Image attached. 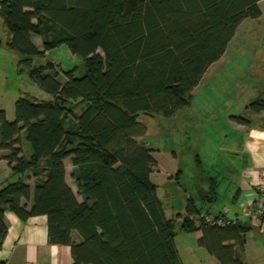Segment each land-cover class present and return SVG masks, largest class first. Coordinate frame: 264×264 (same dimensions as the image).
I'll return each instance as SVG.
<instances>
[{"label": "trees", "instance_id": "obj_1", "mask_svg": "<svg viewBox=\"0 0 264 264\" xmlns=\"http://www.w3.org/2000/svg\"><path fill=\"white\" fill-rule=\"evenodd\" d=\"M259 1L0 0L19 72L28 67L29 77L52 95L49 101L18 97L12 121L0 109V150L6 151L0 160L19 175L0 185V247L9 209L21 219L46 215L48 241L69 246L74 264H180L175 220L164 215L150 179L156 159L133 132L140 114H169L189 104L240 23L261 15ZM60 44L83 63L78 75L76 66L62 71L64 82L52 62L32 64L33 56ZM248 107L264 111V101ZM66 158L81 200L65 181ZM194 186L202 202H214L215 177L195 174ZM253 217L264 222V212ZM179 227L200 230L198 246L219 264H246L241 253L251 223L224 214L207 219L188 196Z\"/></svg>", "mask_w": 264, "mask_h": 264}, {"label": "rangeland", "instance_id": "obj_2", "mask_svg": "<svg viewBox=\"0 0 264 264\" xmlns=\"http://www.w3.org/2000/svg\"><path fill=\"white\" fill-rule=\"evenodd\" d=\"M260 5L262 10H264V1ZM247 19L251 20V22L256 21L253 25L259 31L258 33L256 30L254 31L257 39L254 40L249 31L246 36L245 33H241L242 35L239 37L243 39L239 38V40H233L231 43H228L227 52L222 58L225 61L219 65L215 73L209 76L206 75L208 79L207 89H211L210 95L206 92L207 89L203 90L195 86L191 91V96L194 91L193 107L191 109L185 106H177L169 114L154 112L149 114L142 113L138 116L140 126L134 130L133 137L140 144L149 148L156 159L155 165L152 166L150 179L157 186V196L166 218L176 219L177 213L184 215L188 196L195 197L196 205L204 210L216 209L217 207L223 208L224 205L225 207H232L230 201L231 193L233 192L232 183H234V179L240 174L241 159L240 157L229 155L227 151L220 150L217 146L222 144L219 141V130L227 132L230 136H237V138L240 137V134L233 131V123L231 121V124L222 120H217L210 124H207V121L200 123L199 120L203 116L200 115L201 112H198L197 109L204 107L205 110L209 109L212 112V109H214L212 104L214 103L216 104L214 111L219 118L222 117L221 113L228 111L229 113L245 117L248 116L245 113V109H248L249 112L252 110L250 107H246L242 111H240V108L232 107L239 106L240 104L243 105L245 102L249 105L257 98L264 100V15H260L258 18ZM245 46H248L247 49L251 46H255V48L249 49L246 52L244 51ZM239 47H242L243 51H238ZM17 58L19 59V55L15 57V59ZM48 61L54 64L52 71L56 70L61 74V82L66 80L62 71H67L76 66L78 70L76 74L78 75L83 69L81 57L71 53L66 44H60L57 47L48 49L43 55L32 57L33 65H43ZM228 61L232 62V64L227 63ZM235 62H241L242 67H246V63L251 62L252 66L248 67L247 71H252L253 75L246 77L240 83H235L233 81L235 78L232 76L237 75L232 73L234 68L231 67L234 66ZM18 67L17 65L16 70L20 74H17L13 70L10 80L7 82L4 104L6 106L5 112L8 121L14 119V105L18 97L27 96L43 101L52 99L50 93L44 91L35 80L29 77L27 72L28 67L23 66L22 72H19ZM242 67L238 68L240 72H244V68ZM214 77L216 79L212 80ZM218 81H221V83L218 84ZM73 103L71 107H75V102ZM84 108L85 104H82L76 107L74 112L80 113ZM206 117L208 116L206 115ZM202 124V129H200ZM206 126L207 132L205 133L203 127L206 128ZM204 133L205 139L203 144L200 142V139ZM23 144V154L28 156L30 146L25 140ZM219 153L226 156L225 161H228H226V164H230L234 169H237V172H229L228 177L221 178L222 181L218 188L219 197L215 204L208 207L203 203L201 204L200 199L196 195L194 176L195 174L206 173L217 177L219 172H223L221 165L218 163L220 159ZM18 178L19 175H11L8 179H4V174L0 171L1 186L14 182ZM218 178H220V175ZM178 228L179 221L176 222V229ZM253 235L255 234L250 235L251 238L248 240L246 249L241 253L242 258L246 257L249 264H264L262 263L264 262V237H255ZM191 239V233L178 231L175 237V244L179 248L180 257H184V251H186L187 247L184 244H190L189 241Z\"/></svg>", "mask_w": 264, "mask_h": 264}, {"label": "crops", "instance_id": "obj_3", "mask_svg": "<svg viewBox=\"0 0 264 264\" xmlns=\"http://www.w3.org/2000/svg\"><path fill=\"white\" fill-rule=\"evenodd\" d=\"M262 1L264 0H260L258 2V6L261 10V16L264 15V10H262L260 5ZM247 20L248 19L243 20L240 23L231 41L237 39L239 40V38L243 39L242 37H239L240 35H242L241 33H245L246 36L249 31L251 32L253 39H257V35L254 34V31L256 30L257 33L259 31L257 30L256 26L253 25L256 23V21H252L254 22L252 23L251 20ZM31 38L35 46L38 49H41L40 37L38 35H32ZM10 40L11 34L7 29L6 25L4 24L3 19L0 15V109L4 111H6V106L4 103L7 92V82L8 80H10L13 70H15L17 74H20L16 70L18 58L15 59V57H17L18 54L12 48L9 47ZM231 41L229 43H231ZM244 48V51L247 52L249 49L255 48V46H251L249 49H247L248 46H245ZM235 49L237 48L235 47ZM238 51H243L242 47H239ZM226 52L227 48L224 54L218 60L208 66L203 76L201 77L199 83L196 85L197 88H201L203 90H206L208 88V79L206 75L209 76L210 74L215 73L219 65L225 61L222 58L223 56H225ZM227 63H229L230 65L232 64V62L230 61H228ZM246 64V67H242L241 62H235L234 66H231L232 68H234L232 73L237 75L232 76L233 78H235L233 80L235 83H240V81H244L246 77H250L253 75L252 71H247V68L251 67L252 63L249 62ZM241 67L244 68V72H240V70L238 69ZM214 79H216V77L212 78V80ZM220 83L221 81H218V84ZM210 91L211 89L206 90L208 95H210ZM193 92L188 106H185L188 109H191L193 107ZM256 100H259V98H257ZM212 105L214 106L212 112L209 111V109L205 110L204 107H199L197 109L198 112H201L200 115L203 116L199 120V122L202 123L203 121H207V124H210L214 121L222 120L223 122L226 121V123H230V121L233 123L232 129L234 132H238L240 134V137L237 138V136H230L227 132L219 130V141L222 144L217 147H219L220 150L227 151L229 155H233L234 157L238 158L240 157L241 167L239 168L240 174L237 178L234 179V183H232L233 192H230V201L232 207H225L224 205L223 208L217 207L216 209L204 210L203 208H201V214H205V217L207 219H211L212 217L218 216L219 214H224L227 219L239 218L244 222L251 223L252 229L248 231L245 235V251L246 246L248 244V240H250L251 238V234H255L253 235L255 237H264V222H260L256 217L249 219V217L253 214L246 216V214L251 213L253 210L256 209V187L258 184L264 182V111L251 110L248 112V109H245V113L248 114V116L245 117L242 115L229 113L228 111L221 113L222 117L219 118V116L217 117V113L214 111L216 108V104L213 103ZM246 107H248L247 102H245L243 105L240 104L239 106H235L232 108H240V111H242ZM206 115L209 118H205ZM234 116L243 117L248 121V124H242L237 122L236 120H234ZM202 126L203 124L201 125L200 129H202ZM203 131H205V133L207 132V126L206 128L203 127ZM205 133L200 139V142L203 144L205 139ZM22 146H24V144H22ZM5 153V150H0V156L4 155ZM219 156L220 159L218 163L221 165V169L223 172L218 173L220 175V178H218L219 175L215 177L217 181L216 199L210 204L204 203L200 200L201 204L203 203L208 207L212 204H215L219 197L218 188L220 182L222 181L221 178L224 179L225 177H228L229 172H237V169H234L230 164H226L228 162L227 160V162L225 161L226 156H223L222 153H219ZM63 163L65 168V181L68 186L72 189L77 199L81 200V196L78 194L77 186L71 176L72 167L70 165L69 159H64ZM0 171L4 174V179H8L12 175L10 167L8 166L7 162L3 159L0 160ZM206 175L213 176L210 174ZM24 180L31 187L33 186L32 180L28 178H25ZM182 216L183 215L180 214L179 217L176 216V219L172 218L175 220V224L177 221H179L180 225ZM3 218L7 226V232L2 240V244L0 247V260L3 261L4 264H74L69 246L50 243L48 241L46 215H36L28 217L27 219H21L16 215V213L7 209L4 211ZM180 230V227L176 229L175 237L177 236L178 231ZM181 231L185 232L183 230ZM185 233H191L192 239L189 241L190 244H184L187 246L186 251H184V257L179 256V248L175 244L174 237V245L177 251L178 260L180 264H219L218 261L213 256H211L204 248L198 246L197 240L201 236L200 230ZM73 238L76 241L79 240V236L77 235V233L73 234ZM243 260L246 264H249L246 257L243 258Z\"/></svg>", "mask_w": 264, "mask_h": 264}, {"label": "built area", "instance_id": "obj_4", "mask_svg": "<svg viewBox=\"0 0 264 264\" xmlns=\"http://www.w3.org/2000/svg\"><path fill=\"white\" fill-rule=\"evenodd\" d=\"M256 194H257L256 209L253 210L251 213L246 214V216L247 215H252V214L253 215L254 214H260V213L264 212V182L258 184V186L256 188ZM235 219H237V218H235ZM235 219H232V220H235ZM218 223H223V221L222 220H218Z\"/></svg>", "mask_w": 264, "mask_h": 264}]
</instances>
